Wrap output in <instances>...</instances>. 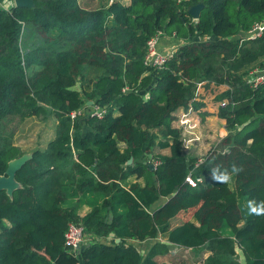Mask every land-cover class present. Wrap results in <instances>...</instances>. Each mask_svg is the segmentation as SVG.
<instances>
[{
	"label": "trees",
	"instance_id": "obj_1",
	"mask_svg": "<svg viewBox=\"0 0 264 264\" xmlns=\"http://www.w3.org/2000/svg\"><path fill=\"white\" fill-rule=\"evenodd\" d=\"M29 1L0 8V122L55 124L15 173L19 187L0 192V264H167L158 259L171 246L206 248L203 264H264V215L239 206L264 202V81L246 80L264 57V34L241 37L264 22V0ZM25 31L37 43L23 52ZM158 33L182 43L164 66L147 67L146 43ZM202 83L227 87L216 97L227 135L196 165L173 123L200 106ZM10 136L0 135V176L24 155ZM232 165L242 169L231 173L235 191L211 175ZM133 176L143 185L124 187ZM82 206L90 211L79 216ZM70 223L93 239L76 252L64 244Z\"/></svg>",
	"mask_w": 264,
	"mask_h": 264
},
{
	"label": "crops",
	"instance_id": "obj_2",
	"mask_svg": "<svg viewBox=\"0 0 264 264\" xmlns=\"http://www.w3.org/2000/svg\"><path fill=\"white\" fill-rule=\"evenodd\" d=\"M181 43L182 42L175 41L172 38L162 36L159 41V48L163 53H167L169 51L177 50L178 45ZM263 60L264 57L253 63L252 66ZM226 88V86L216 87L212 84L202 83L198 86L196 98V102L200 103V106L197 109H189L188 111L179 110L177 112L176 120L174 121L173 126L180 132L182 151L188 158L201 159V157H205L210 150L217 148L215 146L217 141V134L220 138L218 139V141L221 140L225 135H227V131L225 130V122L224 120L219 119L217 115L219 106L218 102L216 101V97ZM212 90H216V93L211 98L210 95ZM142 96L143 98H146L148 96L147 90H143ZM86 106L92 105H87L86 103ZM53 122L55 124V119H53ZM53 132L54 131L52 130L50 139H52L53 137ZM49 140H47L45 144L39 148H43ZM18 147L21 149L20 146ZM36 148L38 147L36 146ZM162 153L168 154V151L164 150L162 151ZM134 183H137L140 186L143 185L142 179H137L133 176L125 180L123 182V186L129 188V186ZM163 202V199L160 200L156 205L153 206V209L160 206ZM89 211V207L82 206L78 211V215L84 216Z\"/></svg>",
	"mask_w": 264,
	"mask_h": 264
},
{
	"label": "rangeland",
	"instance_id": "obj_3",
	"mask_svg": "<svg viewBox=\"0 0 264 264\" xmlns=\"http://www.w3.org/2000/svg\"><path fill=\"white\" fill-rule=\"evenodd\" d=\"M107 2L108 0H79L81 7L86 8V9L101 8L102 6H106ZM11 6H14L13 0H9V1L0 0V8L6 9ZM33 43H37L36 33L34 34L32 32L31 34L29 31H25L21 39L20 48L24 52L29 47H32ZM260 63L264 64V60L250 67L248 71L256 69V68L264 67V65L260 66ZM215 93H216V90L211 91V95H210L211 98ZM53 126H54L53 119H47L45 117H31V118H27L24 120H21L18 118H12V119L7 118L0 122V135H7V134L11 135L10 137H11L12 143L14 145L20 146L24 152V155H29L31 151L36 148V146L38 148L42 147L45 144V142L50 139L52 135ZM218 139L220 138H219V135L217 134V137H216L217 141L215 144L216 147L220 144L222 140L221 139L218 141ZM0 146H1V143H0ZM203 158L205 157H201V159ZM228 184H229L230 189L232 191H235L234 179L231 178L228 181ZM239 206H240L241 213H244L248 209L247 204L245 202L239 201ZM85 239H86V242L83 244L84 246L93 240L90 236H86ZM156 240H166V238L165 236L161 235V236H158ZM152 242H153L152 240H147L146 242H144V244L143 242L138 243L137 244L138 249L140 250L142 254H144ZM208 254L209 253L206 250V248H202L197 251H191L189 249H181L175 246H171L169 248L168 254H166L164 258H160L158 260L160 262H164L167 264H203ZM236 258L241 263L244 262V259L240 251L237 252Z\"/></svg>",
	"mask_w": 264,
	"mask_h": 264
},
{
	"label": "built area",
	"instance_id": "obj_4",
	"mask_svg": "<svg viewBox=\"0 0 264 264\" xmlns=\"http://www.w3.org/2000/svg\"><path fill=\"white\" fill-rule=\"evenodd\" d=\"M264 34V22H257L254 23L251 28L241 35L242 38L246 40H256L262 37ZM162 37L161 33H158L154 37L150 38L146 43V54L144 56V65L151 68H161L165 65V63L173 57L175 51H169L167 53H163L159 49V41ZM247 82L250 84L251 87H256L259 84L263 83L264 81V67L256 68L250 70L246 77ZM126 91V89H124ZM225 102L219 103V106H224ZM105 110L99 109L98 107H94L91 113V116L102 118L104 115ZM77 115H80V111L71 113V118H75ZM202 162V159H199L196 163L198 165ZM156 163L153 162V166ZM189 185L194 186V182L190 177L185 179ZM86 235L83 231L81 226L75 225L70 223L67 226V229L64 234V244L71 248L74 252L80 249V247L86 242L85 239Z\"/></svg>",
	"mask_w": 264,
	"mask_h": 264
},
{
	"label": "water",
	"instance_id": "obj_5",
	"mask_svg": "<svg viewBox=\"0 0 264 264\" xmlns=\"http://www.w3.org/2000/svg\"><path fill=\"white\" fill-rule=\"evenodd\" d=\"M14 6H26L30 5L29 0H13ZM202 9V4L192 6L188 10V14L192 17L193 20H197L200 15V11ZM93 103L87 102V105H92ZM29 155H22L21 157L11 161L8 165V168L5 171L4 176H0V192L5 191L8 195H10L16 188L19 187L17 181L15 180V173L19 168L24 164V162L29 158ZM132 163V158L127 161V164ZM150 169L153 170V166L150 165ZM119 240H116L118 243Z\"/></svg>",
	"mask_w": 264,
	"mask_h": 264
},
{
	"label": "clouds",
	"instance_id": "obj_6",
	"mask_svg": "<svg viewBox=\"0 0 264 264\" xmlns=\"http://www.w3.org/2000/svg\"><path fill=\"white\" fill-rule=\"evenodd\" d=\"M242 171L241 168L237 167L236 165H232L231 171L225 169L221 171V169L214 168L212 171V179L214 182L217 183H227L231 179V173H239ZM250 214L253 215H264V202L257 203L255 200H250L247 204Z\"/></svg>",
	"mask_w": 264,
	"mask_h": 264
}]
</instances>
